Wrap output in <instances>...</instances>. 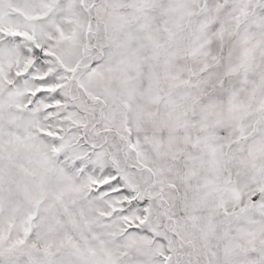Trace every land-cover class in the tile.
<instances>
[{"label":"snow or ice","instance_id":"obj_1","mask_svg":"<svg viewBox=\"0 0 264 264\" xmlns=\"http://www.w3.org/2000/svg\"><path fill=\"white\" fill-rule=\"evenodd\" d=\"M0 264H264V0H0Z\"/></svg>","mask_w":264,"mask_h":264}]
</instances>
